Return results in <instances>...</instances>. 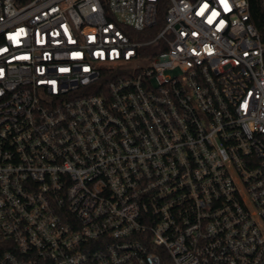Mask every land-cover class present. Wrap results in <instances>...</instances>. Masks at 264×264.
Returning a JSON list of instances; mask_svg holds the SVG:
<instances>
[{
	"label": "built area",
	"instance_id": "1",
	"mask_svg": "<svg viewBox=\"0 0 264 264\" xmlns=\"http://www.w3.org/2000/svg\"><path fill=\"white\" fill-rule=\"evenodd\" d=\"M250 17L249 0H0V264H264Z\"/></svg>",
	"mask_w": 264,
	"mask_h": 264
},
{
	"label": "trees",
	"instance_id": "2",
	"mask_svg": "<svg viewBox=\"0 0 264 264\" xmlns=\"http://www.w3.org/2000/svg\"><path fill=\"white\" fill-rule=\"evenodd\" d=\"M250 4V20L260 31L261 39L264 42V3L263 0H249ZM166 15V5L163 1L160 5L159 20L160 24L164 21Z\"/></svg>",
	"mask_w": 264,
	"mask_h": 264
},
{
	"label": "rangeland",
	"instance_id": "3",
	"mask_svg": "<svg viewBox=\"0 0 264 264\" xmlns=\"http://www.w3.org/2000/svg\"><path fill=\"white\" fill-rule=\"evenodd\" d=\"M174 72V71H173Z\"/></svg>",
	"mask_w": 264,
	"mask_h": 264
}]
</instances>
